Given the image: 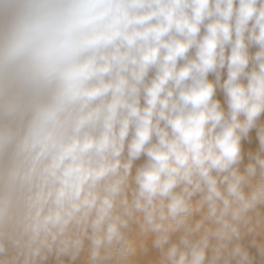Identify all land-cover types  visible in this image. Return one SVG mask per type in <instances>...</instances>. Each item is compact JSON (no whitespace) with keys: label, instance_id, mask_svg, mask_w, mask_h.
Listing matches in <instances>:
<instances>
[{"label":"clouds","instance_id":"obj_1","mask_svg":"<svg viewBox=\"0 0 264 264\" xmlns=\"http://www.w3.org/2000/svg\"><path fill=\"white\" fill-rule=\"evenodd\" d=\"M262 114L264 0H0V264H254Z\"/></svg>","mask_w":264,"mask_h":264},{"label":"bare ground","instance_id":"obj_2","mask_svg":"<svg viewBox=\"0 0 264 264\" xmlns=\"http://www.w3.org/2000/svg\"><path fill=\"white\" fill-rule=\"evenodd\" d=\"M257 50V48L255 46H252L250 48V53L254 54L255 51ZM209 80H215V75L214 74H209ZM226 78V69L222 71V79ZM217 98L221 100V103L223 106L226 105L224 104V95L222 90H220L219 88L217 89ZM264 124V114H262V116L260 117V119L258 120V126ZM259 147V141L257 138V129L254 128L250 131L249 136L247 139L242 141V148L243 151L245 153V162H247V153L249 151L255 152ZM143 157L141 158L140 161H137V164L142 163L143 162ZM255 239L259 242L262 238L260 236L255 237ZM252 240H253V236L252 235H248L245 236L242 240V243L244 244L245 247L248 248L250 255L253 257V261L254 264H264V256H261L257 247H255L252 244Z\"/></svg>","mask_w":264,"mask_h":264},{"label":"crops","instance_id":"obj_3","mask_svg":"<svg viewBox=\"0 0 264 264\" xmlns=\"http://www.w3.org/2000/svg\"><path fill=\"white\" fill-rule=\"evenodd\" d=\"M48 264H55L54 259H50L49 262H48ZM78 264H79V262H78Z\"/></svg>","mask_w":264,"mask_h":264}]
</instances>
